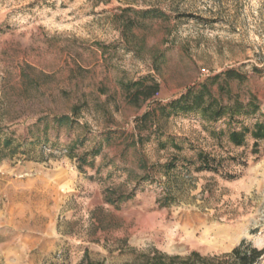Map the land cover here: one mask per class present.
<instances>
[{"label": "rangeland", "instance_id": "rangeland-1", "mask_svg": "<svg viewBox=\"0 0 264 264\" xmlns=\"http://www.w3.org/2000/svg\"><path fill=\"white\" fill-rule=\"evenodd\" d=\"M230 69L245 81L227 80ZM134 82L158 92L133 103ZM203 82L258 112L158 116L151 138L132 142L137 116ZM257 121L264 0H0V264H85L87 253L138 264L155 249L221 255L243 239L264 248V140L254 150L251 134L243 146L228 136ZM201 152L217 170H199ZM27 182L45 191L38 216L4 209Z\"/></svg>", "mask_w": 264, "mask_h": 264}, {"label": "trees", "instance_id": "trees-1", "mask_svg": "<svg viewBox=\"0 0 264 264\" xmlns=\"http://www.w3.org/2000/svg\"><path fill=\"white\" fill-rule=\"evenodd\" d=\"M154 12L152 9L143 11V15L150 16ZM154 16H158L154 13ZM133 24V23H132ZM130 27H133L131 25ZM227 80L236 79L238 81H245V76L234 70L230 69L224 72ZM129 88L134 87V102L147 100L158 92L159 84L154 83L152 86L146 88L141 86V83L134 82L128 85ZM220 93L224 92V86L218 85ZM231 95V91H228ZM259 106L255 100H251L248 104H244L240 99H236L233 104H224L212 90L208 82H203L199 86H191L179 96L172 98L167 103L157 102L150 110L144 112L142 115L136 117L135 133L133 134V143L142 144L146 139L151 138L152 132L148 135L144 134V130H148V122L158 116L170 117L172 115H179L182 113H199L204 119L210 122L219 121L226 116L235 118L238 114L244 113L252 115L257 113ZM71 117L69 115H62L56 117V124L62 125L67 123ZM156 132L160 127H156ZM225 133V131H221ZM251 134L254 138V150L258 149L259 142L264 140V121L255 122L253 128L242 126L241 128H233L228 132L229 140L236 146H243L247 140V136ZM157 138L160 140V132L157 133ZM10 140L5 141L4 146L10 147ZM163 146L164 143H163ZM257 152V151H255ZM201 163L199 170H217V167L212 163L213 159L210 155L201 152L198 154ZM85 159V158H83ZM167 174L175 167V162L167 164ZM113 201V200H111ZM167 204V202L165 203ZM264 257V248H258L247 239H243L236 245L230 252L221 255H204L199 251H192L187 255L180 254H167L157 249L144 253L142 260H138V264H259ZM85 264H100L99 262L91 259L86 254Z\"/></svg>", "mask_w": 264, "mask_h": 264}, {"label": "crops", "instance_id": "crops-1", "mask_svg": "<svg viewBox=\"0 0 264 264\" xmlns=\"http://www.w3.org/2000/svg\"><path fill=\"white\" fill-rule=\"evenodd\" d=\"M27 188L30 187V188H22V189H18L19 190V193H21V199H17L15 201H13L12 203H9L7 205H5L4 209L7 210V211H14V212H23L24 210V206L25 205H29L30 207H35V216H38L40 214V207H42L44 204H45V198H44V188L42 187H33V183H30V182H27ZM26 192H29V193H33V192H36L37 193V196H34V197H30L28 199H26ZM41 193V194H40ZM19 197V196H18ZM32 209V208H31ZM30 209V210H31Z\"/></svg>", "mask_w": 264, "mask_h": 264}]
</instances>
